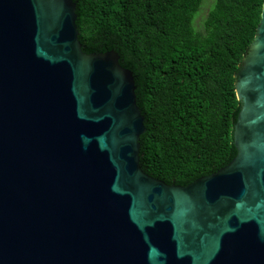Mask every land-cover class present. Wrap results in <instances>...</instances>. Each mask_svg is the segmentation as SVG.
Segmentation results:
<instances>
[{
    "label": "water",
    "instance_id": "water-1",
    "mask_svg": "<svg viewBox=\"0 0 264 264\" xmlns=\"http://www.w3.org/2000/svg\"><path fill=\"white\" fill-rule=\"evenodd\" d=\"M74 0H0V264H264V3L234 75L236 156L187 186L140 165L134 73Z\"/></svg>",
    "mask_w": 264,
    "mask_h": 264
},
{
    "label": "trees",
    "instance_id": "trees-1",
    "mask_svg": "<svg viewBox=\"0 0 264 264\" xmlns=\"http://www.w3.org/2000/svg\"><path fill=\"white\" fill-rule=\"evenodd\" d=\"M82 50H115L134 73L147 131L140 165L187 186L236 156L241 104L234 75L261 21L264 0H216L194 28L203 0H74Z\"/></svg>",
    "mask_w": 264,
    "mask_h": 264
},
{
    "label": "rangeland",
    "instance_id": "rangeland-1",
    "mask_svg": "<svg viewBox=\"0 0 264 264\" xmlns=\"http://www.w3.org/2000/svg\"><path fill=\"white\" fill-rule=\"evenodd\" d=\"M215 2L216 0H203L202 6L200 10L198 11V13L196 14L195 19H194V28L198 32L204 31L205 18L207 14L209 13V11H211L214 8Z\"/></svg>",
    "mask_w": 264,
    "mask_h": 264
}]
</instances>
